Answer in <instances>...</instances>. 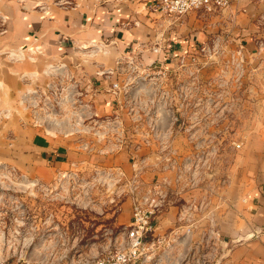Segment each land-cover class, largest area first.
I'll return each instance as SVG.
<instances>
[{"label": "crops", "instance_id": "1", "mask_svg": "<svg viewBox=\"0 0 264 264\" xmlns=\"http://www.w3.org/2000/svg\"><path fill=\"white\" fill-rule=\"evenodd\" d=\"M73 1L75 6L66 7L55 0H0V50L38 44L49 58L65 61L73 82L85 88L80 99L95 116L92 121L119 113L128 124L130 140L121 148L99 151L86 148L83 142L75 143L61 123L57 125L61 127L42 128L23 117L2 115L0 163L44 183L70 170L89 176L98 170L115 173L121 169L127 178L137 175L144 182L164 176L172 180L174 171H162L159 146L145 145L140 131L133 133L135 124L125 110L117 109L120 95L113 91L112 82L123 83L124 75L101 76L100 71L115 68L119 60H133L140 72L146 68L156 79L168 73L175 76L181 56L196 51L216 33L227 35L219 39L221 45L242 46L250 59L248 83L253 91L244 104L251 114L244 123L252 132L241 149L228 151L218 145L227 137L224 124L209 126L206 133L219 148L217 170L228 177L213 198L221 240L213 248L211 264H264V117L260 114L264 110V50L258 48L260 41L264 43V0H240L214 15L192 11L176 20L163 16L156 6L159 0ZM250 33L254 38L246 37ZM45 67L42 58L37 63L6 62L0 68V80L16 99L23 84V76L20 80L18 74L28 71L26 77L34 79ZM213 67L204 70V78L213 75ZM59 68L50 67L49 72ZM171 112L166 111L162 126L181 162L194 153V146L179 125L172 124L168 118ZM201 193L198 189L183 192L179 201L172 196L158 218L156 235L171 234L179 224L181 203ZM132 204L130 197L124 198L115 210L96 217V223L108 222L109 228L117 231L130 223ZM199 234L196 231L174 241L169 236V254L181 258L190 251L189 264H202L203 248L195 249L194 245Z\"/></svg>", "mask_w": 264, "mask_h": 264}, {"label": "built area", "instance_id": "2", "mask_svg": "<svg viewBox=\"0 0 264 264\" xmlns=\"http://www.w3.org/2000/svg\"><path fill=\"white\" fill-rule=\"evenodd\" d=\"M238 1L240 0H159L156 6L163 16L169 20H176L192 11L215 14ZM55 2L66 7L76 5L73 0ZM211 47L215 50L227 46L221 45L219 39L200 45L196 51L179 58L180 70L176 71L175 76L168 73L163 78L156 79L146 68L140 72L138 64L133 60L126 62L119 60L115 68L100 71L101 76L124 75L123 83L112 82L113 91L120 95L116 100L117 109L125 110L130 122L135 124L133 133L139 130L145 145L151 146L156 143L159 146L158 154L163 162L162 171H174L175 176L172 180L164 176L161 179L144 182L137 175L127 178L121 169L115 173L110 170L96 171V175L113 177L117 179L116 182L124 183L123 191L127 190L132 197V217L128 225H122L116 231L112 242L98 247L89 244V251L93 253L83 258L79 264H137L145 261L146 254H155L159 245L169 242V236L174 241L181 237H191L196 231H200V234L194 245L195 249L203 248L202 264L214 262L213 248L216 242L221 240V234L213 198L218 196L220 189L227 184L228 177L218 172L219 148L216 147V143L211 142L212 136L206 137V133L209 126L224 124L227 131L228 126L236 123L234 120L236 112L244 105L241 104L242 98L244 99L253 89L248 83V79L251 80V69L245 49L240 46L228 57L220 55L223 51H217L220 52L218 55L210 54L203 57L196 55L210 50ZM258 48L264 50L262 41L259 42ZM221 58H226L223 61V68L215 71L210 78H204V70L220 62ZM19 59L20 57H15V60ZM65 66L51 65L46 72L50 73V67ZM147 80L156 84L157 92L154 97L150 99L146 93H132L134 85ZM142 89L139 88L137 91H145ZM50 93L57 94L49 80L46 88H28L22 97L24 99L29 94H39L50 98ZM166 111H172L168 118L172 124L179 125V130L185 133L186 139L194 146V153L183 158L181 162L177 161V151L170 145V135L168 136L162 126ZM89 117L93 120L95 116ZM100 118L87 127V130H92L93 134L98 136L103 132L102 134L107 135L110 140L112 138L114 142L100 148L99 151L106 148L118 149L129 142L128 124H125L119 113ZM77 125L81 126V123L78 122ZM78 126L77 132L86 130L78 129ZM200 129L201 132L197 133L196 130ZM245 139L246 137H232L229 142L233 149L238 150L243 147ZM83 146L89 148V143L85 142ZM10 169L18 172L13 167ZM79 175L70 170L59 172L55 178L73 179ZM196 189L202 191L201 195H190L181 203L178 213L179 224L171 234L156 235L158 218L169 207L172 196L179 201L183 192ZM107 232L111 233L109 230Z\"/></svg>", "mask_w": 264, "mask_h": 264}, {"label": "rangeland", "instance_id": "3", "mask_svg": "<svg viewBox=\"0 0 264 264\" xmlns=\"http://www.w3.org/2000/svg\"><path fill=\"white\" fill-rule=\"evenodd\" d=\"M226 37L227 35L216 33L210 41ZM246 37L254 38L253 33ZM235 49L227 46L214 50L211 47L210 50L196 55H218L220 52L217 51H223L220 55L228 57ZM225 59L221 58L220 62L212 64L215 68L211 69L215 72L223 68ZM71 75L67 66L48 74L45 71V75L40 79H29L23 75L22 82L26 88L32 89L31 86H35L43 89L50 80L57 94L50 93V98L29 94L24 99L23 94H20L16 101L4 95L0 98V116L23 117L42 128L61 127L57 126L61 123L66 126L64 132L68 133L75 143L88 142L89 148L96 150L111 145L113 139L111 138V141L107 135L102 134L103 132L98 136L94 135L92 130H87L93 121L89 117L91 111L80 99L85 88L74 83ZM217 83L218 81L216 85ZM155 87L156 84L147 80L134 85L132 93H146L151 99L157 92ZM139 88L145 91H137ZM248 98L249 94L242 98L241 104ZM250 114L251 112L246 111L245 104L236 112V123L228 126L227 138L218 144L221 148H232L229 142L232 137L247 139L252 128L246 126L244 120L249 119ZM260 114L264 117V110L260 111ZM78 122L81 126L77 125ZM77 126L78 129L86 130L77 132ZM10 167L6 163H0V264H79L83 258L92 255L89 244L98 247L112 242L116 231L109 228L108 222L96 223V217L102 216V212L115 210L124 198L132 199L127 190L123 191L124 183L116 182L117 179L113 177L96 175L95 172L73 179L54 178L44 183L19 171L15 173ZM113 199L115 201H112ZM108 230L111 233H108ZM170 243L159 245L155 254H146L145 261L138 264L192 263L190 251L181 258L170 255Z\"/></svg>", "mask_w": 264, "mask_h": 264}, {"label": "water", "instance_id": "4", "mask_svg": "<svg viewBox=\"0 0 264 264\" xmlns=\"http://www.w3.org/2000/svg\"><path fill=\"white\" fill-rule=\"evenodd\" d=\"M15 57H20V59L19 60H15ZM41 58L45 60L46 67H45V70L43 71V73H41V74L36 73L34 79H40L41 76H44L45 75V71L51 65H58V64L67 65L66 62L63 61L62 59L49 58L46 55L44 49L40 45L31 44V45H27V46H19V47L9 48V49H6V50H0V68L6 62L7 63H14V62L37 63ZM78 66L82 67V65H79V64H78ZM26 74H28V71L20 72L18 74V77L21 80L22 76L26 75ZM34 84H35V81H34ZM26 87L24 86V84H22V87L20 89L21 90V94H23L28 89ZM31 87H35V86H31ZM0 93H2L0 98H2V96H4V95H8V96H10L11 99H14V101L17 100V98L16 99L13 98V96H11V94H9L7 92L6 87L4 86L3 80H0Z\"/></svg>", "mask_w": 264, "mask_h": 264}, {"label": "trees", "instance_id": "5", "mask_svg": "<svg viewBox=\"0 0 264 264\" xmlns=\"http://www.w3.org/2000/svg\"><path fill=\"white\" fill-rule=\"evenodd\" d=\"M138 263H140V262H138ZM138 263H137V264H138Z\"/></svg>", "mask_w": 264, "mask_h": 264}, {"label": "bare ground", "instance_id": "6", "mask_svg": "<svg viewBox=\"0 0 264 264\" xmlns=\"http://www.w3.org/2000/svg\"><path fill=\"white\" fill-rule=\"evenodd\" d=\"M52 69V68H51ZM51 71V70H50Z\"/></svg>", "mask_w": 264, "mask_h": 264}]
</instances>
